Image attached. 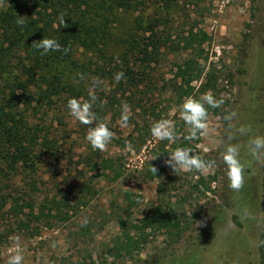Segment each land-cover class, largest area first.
Masks as SVG:
<instances>
[{
  "label": "rangeland",
  "instance_id": "rangeland-1",
  "mask_svg": "<svg viewBox=\"0 0 264 264\" xmlns=\"http://www.w3.org/2000/svg\"><path fill=\"white\" fill-rule=\"evenodd\" d=\"M59 1L67 6L76 4V0ZM53 2L35 0L22 17L31 18L41 27L48 24L45 29L49 31H58L60 15L68 25L63 30L82 23L80 13L72 12L68 17L66 7H60L58 0ZM5 5L0 0V9ZM141 11L144 13L138 9L134 16ZM37 12L44 15L42 21ZM96 12L98 15L93 13L86 27L98 24L103 28L108 24L105 11ZM162 12L171 14L174 42L179 40L176 34L193 33V49L198 50L194 59L203 69L202 78L191 83L193 91L180 101L177 90L185 80L177 77V66L188 53L176 50L157 66L152 65V74L140 77L137 100L128 92L129 101L107 110L102 121L114 137L104 152L93 149L86 140L89 126L70 115L67 97L72 95L82 103L90 95L99 99V92L108 91V85L102 81L93 88V79L83 76L73 82L64 81V87H57L53 95L44 85L42 91L28 86L30 80L19 66V81L28 86L16 89L18 97L26 102L20 103V110L28 113L34 106L39 107L34 112L35 125L48 136L53 150L59 145V161L41 170L45 173L42 180L27 177L35 186L29 188V197L20 203L23 205L10 209V200L0 211V264H8L16 254L24 257L23 264H264V163L251 154L252 139L264 137V0H155L154 6L146 10L158 18ZM110 28L115 30V24ZM22 55L15 53L13 63L18 64ZM90 56L81 48L74 58L78 64L92 62ZM210 70L217 77L218 88L212 95L223 104L215 109L205 105L210 108L207 131L196 140H188L190 130L180 118L181 105L189 97L199 100L204 95L199 87ZM125 104L129 120L122 128ZM162 119L173 122L175 141H160L151 135V127ZM229 144L239 148V159L245 167V184L239 191L229 187L226 165L220 159ZM178 147L190 148L205 161H215V166L206 172L174 174L165 160ZM87 149L106 158L116 157L122 173L118 179L110 176L94 183L96 194L87 195L88 204L79 207V188L69 186L78 179L75 168H81L77 162L88 154ZM259 161H264V151ZM151 165L158 169L156 175ZM51 174L58 177L52 186L47 184ZM20 175L16 182L22 185ZM126 192L139 198L129 223L138 224L155 209L170 210L177 229H171L172 235L156 230L139 253L115 259L113 247L120 233L117 218L121 214L117 206H125ZM39 214L47 215L46 219L38 221L34 216ZM177 232L179 235L173 237Z\"/></svg>",
  "mask_w": 264,
  "mask_h": 264
},
{
  "label": "trees",
  "instance_id": "trees-1",
  "mask_svg": "<svg viewBox=\"0 0 264 264\" xmlns=\"http://www.w3.org/2000/svg\"><path fill=\"white\" fill-rule=\"evenodd\" d=\"M1 1L6 4V8L0 9V211L10 200V209L23 205L20 203H24L25 198L29 197V188L35 186L27 177L42 180L45 173L41 170L59 161V158H56L59 145L53 150L51 143L47 142L48 136L35 125L34 112L38 106L31 108L28 113L20 110L22 107L20 103L26 102L16 94L18 86L27 89L28 86L33 85L42 91V85H44L46 89L52 90L54 95L57 93V87H64L62 85L64 81L73 82L74 78L84 76L89 80L103 81L102 84L106 83L109 90L100 91L99 99H96L93 104L97 120L102 121L107 115V110L113 111L129 101L130 98L126 96L128 92H132L135 101L137 100L135 95L140 94L142 83L140 77L144 74L151 75L152 65L160 64L169 53H175L176 50L182 54L188 53V57L177 66V77L180 76L182 81L185 80L183 86L178 87L177 90L180 93L178 97L180 101L193 91L191 83L202 78L203 69L194 59L198 50L193 49V33L176 34L179 40L174 42L172 40L173 26L169 23L171 14L162 12L164 14L160 17L163 21L165 20L162 22L155 13H146L147 9L154 6L155 0H76L73 6H67L66 3L58 0L60 7H66L68 17L72 12L74 15L80 13L79 21L82 22L78 24L79 26L72 25V30H63L61 27L58 31H49L45 29L48 28V24L41 27L28 17L23 18L22 23L20 22L24 11L29 9V3H35V0ZM40 1L43 4H54V0ZM83 5L86 8L82 7ZM138 9H143L144 13L141 11L139 16H134ZM99 10L105 11L107 15L105 20L108 24L103 28H99L98 24L94 28L86 27L91 15L96 13L94 15L97 16L96 11ZM37 15L42 21L44 15L38 12ZM111 24H115V30L110 28ZM162 25L163 29L160 31ZM44 37L57 40L62 49L67 48L68 51L66 53L63 50L50 51L42 55V50L37 49L35 43ZM6 43L7 47L4 46ZM81 48L84 49L85 54L93 55L90 56L92 62L76 64L77 60L74 57L77 50ZM17 52L23 55L20 57L21 61L14 64L13 58ZM93 58H95L94 61ZM19 66L25 72L27 80H30L29 83L27 82L28 86L19 81L17 76ZM75 66L78 70H75L77 68ZM118 72L124 73L119 82L114 79ZM49 79L50 82H45ZM217 89V77L214 71L210 70L205 74L199 92L204 94L210 92L214 95ZM69 99H72V95L67 97V102ZM135 101L131 100L130 103ZM88 151L87 154L85 150L88 156L77 162V166L81 168H75L78 178L75 185L69 186L71 189L79 188L81 196L76 203L79 207L81 204L82 206L88 204L87 195L96 194L94 183L101 178L109 179L110 176L113 180L118 179L122 173L121 164L118 165L116 157L106 158L90 149ZM47 156L52 159L46 160ZM19 171L23 175L22 185L16 182V177L20 175ZM56 176L49 175L47 184L52 186L58 178ZM58 176L61 175L58 174ZM206 191H210V187H207ZM124 195L127 196L123 202L125 206H117L121 214L117 218L120 233L113 247L116 253L115 259L123 256L131 257L134 253H139L148 244L150 235L156 230H165L172 235L171 229H177L172 222L170 210L165 212L155 209L146 214L138 224L129 223L131 210L137 205L139 198L135 199L128 192ZM34 217L41 222L47 215L43 217L39 214V217ZM148 230L149 232L146 233ZM178 235L179 232L173 237Z\"/></svg>",
  "mask_w": 264,
  "mask_h": 264
},
{
  "label": "clouds",
  "instance_id": "clouds-1",
  "mask_svg": "<svg viewBox=\"0 0 264 264\" xmlns=\"http://www.w3.org/2000/svg\"><path fill=\"white\" fill-rule=\"evenodd\" d=\"M58 27H67L65 23V17L60 15L58 17ZM21 23L23 17H21ZM35 47L42 50L41 54L46 55L47 53L61 51L65 53L68 51L67 48H63L61 44L53 38H43L35 43ZM124 76L123 72L115 74L114 79L119 82ZM83 79V77H81ZM100 82L98 80L92 81V87H96ZM97 97L90 95L89 99L83 103L75 98L69 99L67 102V108L70 115L83 125H88L86 134V140L89 142L93 149L104 152L107 150L108 144L112 141L114 133L110 130L107 123L98 121L95 112L93 111V104ZM223 104L222 100L216 99L210 92L205 93L199 100L189 97L181 105L180 118L189 127V135L186 137L188 140H196L199 136L207 131L208 128V107L213 109L219 108ZM128 105L123 106V112L120 119V127L124 128L128 126ZM151 135L160 141L168 140L175 141L176 134L174 131V125L171 120L162 119L157 121L151 127ZM252 155L257 157L259 161V154L264 151V137L258 136L252 139ZM220 159L223 164L226 165V176L229 181V187L233 191H239L244 187L245 184V167L239 159V148L236 145L229 144L220 153ZM165 164L169 166L173 173L190 172L196 170L199 172H206L210 167L215 166V161H205L200 156L194 154L190 148L178 147L170 154L168 159L165 160ZM151 172L156 175L158 169L151 165ZM19 238L17 237V242ZM24 257L21 254L12 255L8 259V264H23Z\"/></svg>",
  "mask_w": 264,
  "mask_h": 264
}]
</instances>
